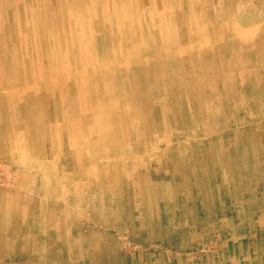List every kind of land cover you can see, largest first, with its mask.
<instances>
[{
    "label": "rangeland",
    "instance_id": "rangeland-1",
    "mask_svg": "<svg viewBox=\"0 0 264 264\" xmlns=\"http://www.w3.org/2000/svg\"><path fill=\"white\" fill-rule=\"evenodd\" d=\"M0 264H264V0H0Z\"/></svg>",
    "mask_w": 264,
    "mask_h": 264
},
{
    "label": "bare ground",
    "instance_id": "bare-ground-1",
    "mask_svg": "<svg viewBox=\"0 0 264 264\" xmlns=\"http://www.w3.org/2000/svg\"><path fill=\"white\" fill-rule=\"evenodd\" d=\"M212 29V28H211ZM82 42V41H81ZM94 45V44H93ZM93 47V46H92ZM82 49V48H81ZM163 51L165 52V50L163 49ZM84 56V55H83ZM96 54L93 56L95 59H97L96 58ZM166 56V55H165ZM111 59H112V61H111ZM86 61V60H85ZM96 61V60H95ZM97 61H98V64H97V66H99L100 67V65H104V64H108V65H110V63L111 64H118V63H120L121 61H124V57H121V56H111V57H108V59L106 58V59H104V60H102V62H99V60L97 59ZM96 61V62H97ZM92 62V61H91ZM106 62H109V63H106ZM87 63V62H86ZM64 64V63H63ZM62 64V65H63ZM75 64V63H74ZM79 64H80V62H79ZM67 65H70V64H67ZM10 66V65H9ZM61 66V65H60ZM74 66V65H73ZM92 66V65H91ZM162 66L163 65H161V64H156L154 67H155V70H154V72L156 73V75L157 76H160V77H162L163 78V76H165V75H168V74H170V73H172V67H171V62L170 61H168L167 62V64H166V67H163L162 68ZM52 67V66H51ZM64 67V66H63ZM70 68V67H69ZM77 68V67H76ZM78 68H79V65H78ZM77 68V69H78ZM92 68V67H91ZM93 68H95L94 66H93ZM119 68V67H118ZM123 68V67H122ZM178 69V66H176L175 67V69ZM83 69V68H82ZM85 69V68H84ZM65 70V69H64ZM72 71H74V70H72ZM79 71H80V69H79ZM119 71V70H118ZM81 72H82V70H81ZM61 73H63V72H61ZM66 73H68V72H66ZM114 73H115V71H114ZM73 74V75H72ZM67 75V74H66ZM79 75H80V73H78L77 71H76V73L75 72H73V73H71V76H70V79H69V81H71V83H72V85H71V89H72V91L74 90L75 92H77L76 93V96H78V94H80V96L82 97V95L83 94H86L84 91L82 92L81 90H83L84 88H83V86L82 85H80V84H82V83H85V81L83 82V81H81L80 79H79ZM94 75H97V79H95L96 78V76H95V78H94V80L92 81L91 79H88L89 81H86V82H89L90 83V87H85V89H87L88 90V94L92 97V98H94V99H92V101L93 100H97L98 101V99H96L99 95H102V94H104V89H102L103 87L101 86V87H99V86H97V85H99V83L102 81V79H103V77H106V78H109V77H111V75H113L114 76V74L112 73H109L108 72V74L103 70L102 72H99V71H97V72H95L94 73ZM54 76V75H53ZM151 76V75H150ZM57 77V76H56ZM87 77V76H86ZM92 77V76H91ZM141 77V76H140ZM43 78H48V76H43L42 75V79ZM71 78H73V79H71ZM112 78V77H111ZM41 79V78H40ZM93 79V78H92ZM67 80H68V78H67ZM98 80L100 81V82H98ZM133 81V80H132ZM148 81V80H147ZM98 82V83H97ZM106 82V81H105ZM108 82L109 83H113L114 81H112V80H108ZM63 84V83H62ZM88 84V83H87ZM103 84H104V82H103ZM106 84V83H105ZM108 84V83H107ZM138 84V83H137ZM136 84V85H137ZM68 86H70V82H69V85ZM105 86V85H104ZM115 86H116V89H117V92L116 93H118V92H120V95H122V94H124L125 93V89L118 83V82H116V84H115ZM65 87H66V84H65ZM106 87V86H105ZM104 87V88H105ZM110 87V86H109ZM84 89V90H85ZM105 89H108V87H106ZM158 89V88H157ZM70 90V89H69ZM119 90V91H118ZM145 90V89H144ZM155 91V90H154ZM66 92V91H65ZM82 92V93H81ZM87 92V91H86ZM108 92V91H107ZM60 93V92H59ZM58 93V95L60 96V94ZM68 93H66V95H67ZM126 94H128V93H126ZM96 95H98V96H96ZM130 96H135V95H138V93L137 92H135L134 93V95H133V93H131V94H129ZM113 96V95H112ZM68 97V96H67ZM101 97V96H100ZM138 97H139V95H138ZM52 98V97H51ZM55 98V97H54ZM140 98V97H139ZM139 101V100H138ZM73 102V101H72ZM76 103V102H75ZM135 105H136V103H135ZM76 106V105H75ZM58 109V108H57ZM29 114V113H28ZM75 123H73V125H74ZM142 124V123H141ZM131 127V126H130ZM132 127H134V125L132 126ZM70 128V127H69ZM94 128V127H93ZM128 128V127H127ZM73 129H75V128H73ZM155 129V128H154ZM124 130H126V128H124ZM128 130H129V128H128ZM123 139V138H122ZM129 141V140H128ZM145 141V140H144ZM138 143V142H137ZM219 146V145H218ZM159 156V155H158ZM112 183V182H111Z\"/></svg>",
    "mask_w": 264,
    "mask_h": 264
}]
</instances>
